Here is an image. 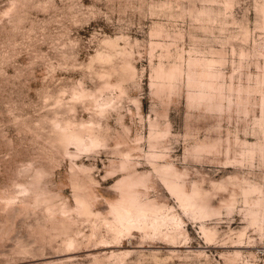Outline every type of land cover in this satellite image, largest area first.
<instances>
[{
	"label": "rangeland",
	"instance_id": "rangeland-1",
	"mask_svg": "<svg viewBox=\"0 0 264 264\" xmlns=\"http://www.w3.org/2000/svg\"><path fill=\"white\" fill-rule=\"evenodd\" d=\"M125 199L181 233L111 228ZM263 241L264 0H0V264H264Z\"/></svg>",
	"mask_w": 264,
	"mask_h": 264
},
{
	"label": "bare ground",
	"instance_id": "bare-ground-1",
	"mask_svg": "<svg viewBox=\"0 0 264 264\" xmlns=\"http://www.w3.org/2000/svg\"><path fill=\"white\" fill-rule=\"evenodd\" d=\"M178 194L180 195L179 198L182 203H187L191 206V208H195L200 213L204 212V208H201L193 197L189 198L187 196V198H185L183 196L184 193L180 190L178 191ZM164 208L165 207L160 206L156 203L141 204L131 199H125L122 204L117 205L115 208L117 222L111 224V228L118 231H129L131 227L145 228L147 227V225L149 226L147 220H149V218H152L154 220H152L151 226L159 224V221L166 222L167 220H169L170 225L168 226H170L171 229L174 227L176 232L181 233L179 222L174 219V216L169 215L167 211L164 212ZM162 217L164 219L160 220L162 219ZM169 231L171 230L169 229Z\"/></svg>",
	"mask_w": 264,
	"mask_h": 264
},
{
	"label": "built area",
	"instance_id": "built-area-1",
	"mask_svg": "<svg viewBox=\"0 0 264 264\" xmlns=\"http://www.w3.org/2000/svg\"><path fill=\"white\" fill-rule=\"evenodd\" d=\"M256 252L264 259V241L256 247Z\"/></svg>",
	"mask_w": 264,
	"mask_h": 264
}]
</instances>
